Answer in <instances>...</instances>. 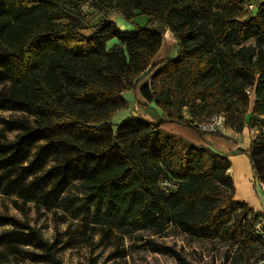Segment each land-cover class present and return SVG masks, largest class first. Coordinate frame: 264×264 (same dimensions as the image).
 <instances>
[{
  "label": "trees",
  "instance_id": "16d2710c",
  "mask_svg": "<svg viewBox=\"0 0 264 264\" xmlns=\"http://www.w3.org/2000/svg\"><path fill=\"white\" fill-rule=\"evenodd\" d=\"M88 5L101 15L95 24ZM113 13L128 23L142 14L147 23L122 30ZM165 29L176 54L158 59ZM147 76L141 106L153 103L158 120L130 115L113 125L122 92ZM0 86V111L25 114L0 117L18 131L0 139V194L94 224L155 233L173 224L198 238L221 227L245 249L264 241V225L255 229L264 214L234 199L230 154L218 140L226 138L197 126L222 114L238 133L256 128L236 153L247 154L264 185V0H0ZM164 121L195 129L203 142L165 131ZM72 193L85 202L75 204ZM14 222L0 215V226ZM15 241L58 264L36 231L0 233V245Z\"/></svg>",
  "mask_w": 264,
  "mask_h": 264
},
{
  "label": "rangeland",
  "instance_id": "374dc122",
  "mask_svg": "<svg viewBox=\"0 0 264 264\" xmlns=\"http://www.w3.org/2000/svg\"><path fill=\"white\" fill-rule=\"evenodd\" d=\"M84 8L90 23L95 24L101 17L100 13L90 5ZM111 19L122 30H127L128 24L132 26L137 23L144 26L147 23L146 16L142 14H137L132 23L126 22L117 13H113ZM168 31L164 30L158 59L176 54L175 38ZM83 33L89 34L90 32L84 31ZM170 34L169 39L168 35ZM146 83H149V76L142 79L134 91L122 92L125 106L112 116L113 125L134 114L148 121L156 122L158 120L159 116L151 112L152 108H149L148 105L147 107L141 106L145 103L138 99L136 91L139 92L140 87ZM0 88L2 87L0 86ZM24 115L20 111H0V117L6 119L24 117ZM161 127L194 144L203 142L197 131L189 126L173 121H164L161 123ZM17 133V130L4 129L0 123V139L5 137L2 139L13 140ZM227 138L232 142H229ZM238 138L239 140L235 138V134H230L226 139L219 138L221 151L230 154V156L232 154L245 156L249 164L246 153H236L237 147L247 149V146L244 147L245 137ZM230 150H233V153H230ZM52 163V160L48 159L47 166ZM233 178L237 189L243 192V188L247 186V181L244 180L247 179V174L240 172L239 178L235 175ZM256 187L262 189L264 186L258 183ZM71 195L75 204L80 205L85 202L81 193H72ZM0 215L16 220L14 223L1 225L0 233L11 230L24 233L31 230L36 231L43 240L50 244L51 252L58 264H259L260 256L264 252V246H262L264 241L261 239L257 238L253 247L245 249L226 239L220 233L221 227L213 238H198L181 231L173 224L166 226L161 233H155V229L148 226L133 229L128 223L122 225L94 224L83 220L82 215L73 218L69 212L60 208L46 209L31 202L23 203L14 196L3 194H0ZM0 264L50 263L47 260V254L38 246L15 241L12 246L0 245Z\"/></svg>",
  "mask_w": 264,
  "mask_h": 264
},
{
  "label": "crops",
  "instance_id": "0c3cea01",
  "mask_svg": "<svg viewBox=\"0 0 264 264\" xmlns=\"http://www.w3.org/2000/svg\"><path fill=\"white\" fill-rule=\"evenodd\" d=\"M256 1L258 2V1H262V0H256ZM146 20H147V17H146ZM135 24H137V23H135ZM130 25L131 24L127 25V30H131L134 28L133 25L132 26H130ZM137 25L141 26V24H137ZM168 36L170 39L171 34ZM136 92L138 93L139 101L142 103H145L146 101L139 94V92L138 91H136ZM148 107L152 108L153 111H151L150 109H147V110H150L151 112L156 113L157 116L161 115V111L157 107H155V105L153 103L148 104ZM147 115H150V114H147ZM249 131H250L249 128H244V130L242 132L236 133L233 130H231L230 128H228V129H226V136L229 137L230 134H233V135L235 134V138H237V140H239L238 137L244 136L245 137L244 147L247 146L246 148H248L250 140L252 139V136H251ZM227 158H228L229 163H230L228 172L233 179L234 186H236V184H235V179L233 178V175H235L239 178L240 172H244L247 174V179H244L247 181V186H245L243 188L244 189L243 192L240 191L239 189H237V186H236L235 193H234V199L239 200V201H244V202L248 203L253 208L254 211L264 214V187H262V189H260V187H256V185L259 182L255 181L253 172L250 169L249 164H248L245 156L231 155V156H228ZM244 166H245V169H244ZM262 186H264V185H262ZM259 264H264V261H261Z\"/></svg>",
  "mask_w": 264,
  "mask_h": 264
},
{
  "label": "built area",
  "instance_id": "2783aa9c",
  "mask_svg": "<svg viewBox=\"0 0 264 264\" xmlns=\"http://www.w3.org/2000/svg\"><path fill=\"white\" fill-rule=\"evenodd\" d=\"M249 8H253V4H250ZM184 115L186 118H189L186 112L184 113ZM224 122H225V118L222 114H215L204 121L198 122L197 126L204 132H213V131L221 132V134L226 138L228 137L226 136V129L228 128L225 127ZM249 130L252 138L258 133V130L256 128H249ZM166 185H167L166 182H162V186H166ZM262 225H264V217H259L255 229L257 231H261Z\"/></svg>",
  "mask_w": 264,
  "mask_h": 264
},
{
  "label": "water",
  "instance_id": "95a60500",
  "mask_svg": "<svg viewBox=\"0 0 264 264\" xmlns=\"http://www.w3.org/2000/svg\"><path fill=\"white\" fill-rule=\"evenodd\" d=\"M134 116H137L136 114H134Z\"/></svg>",
  "mask_w": 264,
  "mask_h": 264
}]
</instances>
